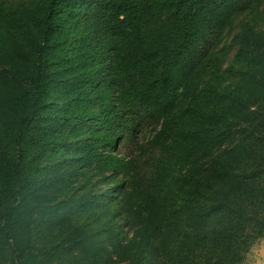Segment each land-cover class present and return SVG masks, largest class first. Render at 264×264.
Instances as JSON below:
<instances>
[{
  "label": "trees",
  "instance_id": "trees-1",
  "mask_svg": "<svg viewBox=\"0 0 264 264\" xmlns=\"http://www.w3.org/2000/svg\"><path fill=\"white\" fill-rule=\"evenodd\" d=\"M258 8L0 0V264H245L264 240Z\"/></svg>",
  "mask_w": 264,
  "mask_h": 264
},
{
  "label": "rangeland",
  "instance_id": "rangeland-1",
  "mask_svg": "<svg viewBox=\"0 0 264 264\" xmlns=\"http://www.w3.org/2000/svg\"><path fill=\"white\" fill-rule=\"evenodd\" d=\"M14 1L17 0H9ZM245 18L257 29L264 25V11L260 8L250 10L243 14ZM228 61V60H227ZM224 68V66L222 67ZM245 264H264V240L260 241L249 253Z\"/></svg>",
  "mask_w": 264,
  "mask_h": 264
}]
</instances>
